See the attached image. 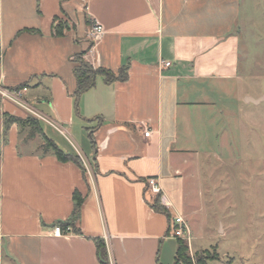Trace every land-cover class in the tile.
I'll return each mask as SVG.
<instances>
[{
  "label": "crops",
  "instance_id": "1",
  "mask_svg": "<svg viewBox=\"0 0 264 264\" xmlns=\"http://www.w3.org/2000/svg\"><path fill=\"white\" fill-rule=\"evenodd\" d=\"M242 1L0 0V84L26 87V101L74 136L93 171L90 179L81 159L84 170L44 154L28 124L6 132V117L31 115L0 99V241L8 239L17 264H102L96 238L109 264V250L114 264H174L173 219H185L181 168L199 151L186 144L209 133L222 141L223 120L264 102L239 88ZM95 23L104 34L92 41ZM86 50L94 69L117 74L128 65L129 78L98 77L76 109L72 60ZM72 148L62 151L78 156ZM150 178L171 220L152 208ZM75 193L80 234L55 236Z\"/></svg>",
  "mask_w": 264,
  "mask_h": 264
},
{
  "label": "rangeland",
  "instance_id": "2",
  "mask_svg": "<svg viewBox=\"0 0 264 264\" xmlns=\"http://www.w3.org/2000/svg\"><path fill=\"white\" fill-rule=\"evenodd\" d=\"M234 32L240 38L239 88L264 97V0L242 1ZM241 117L223 120L220 130L229 134L222 141L209 133L208 141L201 136L186 144L199 150L181 168L182 212L191 231L190 242L183 241L192 264L205 252L218 257L208 264H264V102ZM40 126L61 150L75 153L53 127L43 121ZM7 242L0 241V264H17Z\"/></svg>",
  "mask_w": 264,
  "mask_h": 264
},
{
  "label": "trees",
  "instance_id": "3",
  "mask_svg": "<svg viewBox=\"0 0 264 264\" xmlns=\"http://www.w3.org/2000/svg\"><path fill=\"white\" fill-rule=\"evenodd\" d=\"M61 26V25H60ZM57 35L62 33V27H57ZM87 54V50L76 54L72 60L74 64V75L77 81V89L73 95L76 109L78 106L79 98L82 94L88 92L95 87L98 77L104 78L106 84H112L115 82H126L129 78V66L126 65L120 69V71L115 74L111 71L105 69H94L89 63L84 59V56ZM18 124H28L33 130V134H40L44 139V145L42 147L43 153L48 154L52 153L60 162L67 163L72 162L84 170L83 164L80 158L74 154H66L50 139H48L40 130L37 120L32 117L27 118V120H22L16 117H6L5 121V131L7 132L11 125ZM35 127V128H34ZM82 197L78 194H74V209L71 217L66 222H59L55 226H60L64 231L68 227H72L73 231L77 234H80L79 231L75 229V223L80 219L81 206H82ZM152 208L160 214H164L171 220V214L161 203V195L157 194L155 196ZM94 242L97 247L98 258L102 264H109L108 256L106 251V246L103 240L94 239ZM178 246L176 251V257L174 264H192V259L189 255V249L185 241L178 239ZM205 255L197 257L198 264H208L209 261L217 260V255L211 256L208 252L204 253Z\"/></svg>",
  "mask_w": 264,
  "mask_h": 264
},
{
  "label": "built area",
  "instance_id": "4",
  "mask_svg": "<svg viewBox=\"0 0 264 264\" xmlns=\"http://www.w3.org/2000/svg\"><path fill=\"white\" fill-rule=\"evenodd\" d=\"M103 34H104V28L99 23H95L91 27L90 31L88 32V36L92 41H97L98 39H100L102 37ZM165 66L170 67V63H166ZM27 92H28V89L26 87L11 90V89H8V88H6L0 84V99L3 101H6V102L13 103L14 105H16L19 108H21L22 110H24L26 113L30 114L31 116H33V117H35L41 121L46 122L47 124L52 126L55 130H57L61 135H63L71 143V145L74 147L78 157L82 160V162L85 165L87 175L89 176L90 179H92L93 171H92L91 167H89V165L86 164L84 157H83V154L80 151V149L70 141V139L68 138V134L64 130H62L52 120H49L47 117H45L40 112H38L32 105H30L26 101L25 97H26ZM150 135H151V131H147L145 133V137H150ZM147 185L154 194L157 195L160 193V187H159L158 182L155 178L148 179ZM173 221H174L173 222L174 230H173L172 236L177 238V239L186 240V241L190 242L191 231H190V228H189L187 222L185 221V219L183 217H175L173 219ZM71 231H72L71 227L66 228V230L64 231L60 226H56L53 229V234L55 236H62L65 233H70ZM109 255H110V258H109L110 264H114L110 250H109Z\"/></svg>",
  "mask_w": 264,
  "mask_h": 264
}]
</instances>
